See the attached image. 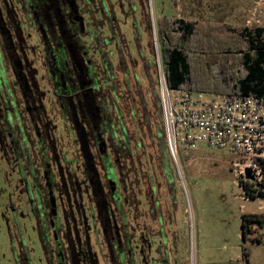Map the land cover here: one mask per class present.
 <instances>
[{"label": "flooded vegetation", "instance_id": "flooded-vegetation-1", "mask_svg": "<svg viewBox=\"0 0 264 264\" xmlns=\"http://www.w3.org/2000/svg\"><path fill=\"white\" fill-rule=\"evenodd\" d=\"M121 2L0 0L1 140L29 195L43 264H133L140 249L164 264L151 237L160 242L169 215L170 173L155 193L154 171L138 166V124L114 77ZM17 236L13 264H33Z\"/></svg>", "mask_w": 264, "mask_h": 264}, {"label": "rangeland", "instance_id": "rangeland-1", "mask_svg": "<svg viewBox=\"0 0 264 264\" xmlns=\"http://www.w3.org/2000/svg\"><path fill=\"white\" fill-rule=\"evenodd\" d=\"M107 1L110 6L116 4V0ZM113 12L118 34L110 33L111 45L117 50L116 36L122 39V48L120 44L118 48L122 66L114 77L120 85L123 111L127 107L138 124L133 147L140 172L141 167L148 173L154 171L155 178L151 179L155 193L163 180V168L170 173L169 215L165 225L159 222L163 235L160 242L156 236L151 237V248H160V253L159 248L155 253L160 255L159 260L164 258V264H264V224L252 225L245 241L240 235L241 216L263 215L264 210L259 209L261 202L257 199H245L246 183L232 172L238 157L225 149L187 150L178 146L174 162L167 152L158 97L160 61L155 29V19L165 17L264 28V0H122ZM147 124L152 132L145 131ZM2 130L0 122V264H13L12 250L18 244H11L10 235L15 240L18 232L31 251L32 263L43 264L29 195L12 149L5 139L1 140ZM137 253L133 264L157 262H149L141 249Z\"/></svg>", "mask_w": 264, "mask_h": 264}, {"label": "trees", "instance_id": "trees-1", "mask_svg": "<svg viewBox=\"0 0 264 264\" xmlns=\"http://www.w3.org/2000/svg\"><path fill=\"white\" fill-rule=\"evenodd\" d=\"M161 70L169 89H186L227 98H264V28L203 24L184 19H155ZM245 199L264 198V179L258 191L243 184ZM264 215L243 214L240 235L246 240L252 225ZM248 260V253L243 250Z\"/></svg>", "mask_w": 264, "mask_h": 264}, {"label": "built area", "instance_id": "built-area-1", "mask_svg": "<svg viewBox=\"0 0 264 264\" xmlns=\"http://www.w3.org/2000/svg\"><path fill=\"white\" fill-rule=\"evenodd\" d=\"M159 103L165 144L177 161L178 146L187 150L203 147L225 149L238 159L234 175L253 191L264 179V98L240 95L227 98L186 89H169L159 64ZM250 170L251 180L245 178ZM260 210H264V198ZM264 215V214H263Z\"/></svg>", "mask_w": 264, "mask_h": 264}, {"label": "water", "instance_id": "water-1", "mask_svg": "<svg viewBox=\"0 0 264 264\" xmlns=\"http://www.w3.org/2000/svg\"><path fill=\"white\" fill-rule=\"evenodd\" d=\"M245 178L248 179V180L252 179L250 170H248V169L245 170Z\"/></svg>", "mask_w": 264, "mask_h": 264}, {"label": "crops", "instance_id": "crops-1", "mask_svg": "<svg viewBox=\"0 0 264 264\" xmlns=\"http://www.w3.org/2000/svg\"><path fill=\"white\" fill-rule=\"evenodd\" d=\"M263 214V213H262Z\"/></svg>", "mask_w": 264, "mask_h": 264}]
</instances>
